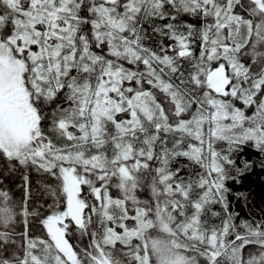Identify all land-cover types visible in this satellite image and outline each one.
Masks as SVG:
<instances>
[{"label":"snow or ice","instance_id":"6c2138e0","mask_svg":"<svg viewBox=\"0 0 264 264\" xmlns=\"http://www.w3.org/2000/svg\"><path fill=\"white\" fill-rule=\"evenodd\" d=\"M257 174L264 0H0V264H264Z\"/></svg>","mask_w":264,"mask_h":264},{"label":"trees","instance_id":"16d2710c","mask_svg":"<svg viewBox=\"0 0 264 264\" xmlns=\"http://www.w3.org/2000/svg\"><path fill=\"white\" fill-rule=\"evenodd\" d=\"M33 181H35V175L32 177ZM11 187L15 190L17 198L22 195L20 188L18 185L21 183L18 175L13 174L11 178ZM246 186L250 187L254 193V198L256 199L257 203H264V178L261 177L260 174L253 175L249 177V181L246 182ZM247 212V209L244 210V213ZM254 213H258L259 209L253 208ZM242 213V215H244Z\"/></svg>","mask_w":264,"mask_h":264}]
</instances>
